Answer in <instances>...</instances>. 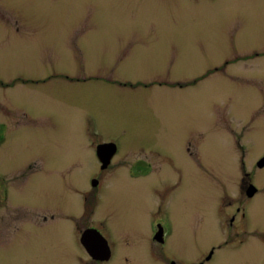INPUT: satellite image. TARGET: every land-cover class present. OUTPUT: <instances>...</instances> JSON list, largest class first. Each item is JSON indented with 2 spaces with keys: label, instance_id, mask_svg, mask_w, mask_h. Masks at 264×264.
I'll list each match as a JSON object with an SVG mask.
<instances>
[{
  "label": "rangeland",
  "instance_id": "1",
  "mask_svg": "<svg viewBox=\"0 0 264 264\" xmlns=\"http://www.w3.org/2000/svg\"><path fill=\"white\" fill-rule=\"evenodd\" d=\"M0 134L4 169L60 153V207L72 203L77 217L98 172L93 142L172 153L173 189L159 183L166 170L108 177L97 215L122 253L117 264H162L148 249L152 194L171 210L167 252L178 261H204L240 232L231 224L247 199L242 147L261 189L252 229L263 236L264 0H0ZM58 233V264H79L74 223ZM245 246L217 249L206 264H264L261 241Z\"/></svg>",
  "mask_w": 264,
  "mask_h": 264
},
{
  "label": "flooded vegetation",
  "instance_id": "2",
  "mask_svg": "<svg viewBox=\"0 0 264 264\" xmlns=\"http://www.w3.org/2000/svg\"><path fill=\"white\" fill-rule=\"evenodd\" d=\"M87 132L90 136L97 135L90 126L87 127ZM5 139L4 134H0V145L5 142ZM97 143H92V158L97 163L98 172L95 173L96 165H94L95 171L88 178L90 190L88 189L89 191L84 195L82 211L78 217L75 212L72 215V203L69 204L71 209L67 212L65 208L60 207V163L58 161L60 153H51L48 157L44 153H38L36 154L38 156L26 157L17 162L11 161L8 169L0 165V264H58L57 250L60 245L58 232L62 222L64 225H70V234H72V223H74L79 244L84 251L79 264H83L86 256L96 264H117L122 253H119L113 241L107 219H101L97 215L102 204V197L99 196L108 186V177H117L118 172H123L129 178H139L149 174L158 175L166 170L169 172L168 176L161 174L159 183H164L173 189L172 172L176 176L181 175H178L180 171L174 164L172 153L143 152L124 155V153H118L117 146V153L106 165L102 156L97 153V149L100 145L113 142ZM241 151L245 155V158L241 159V171L246 180L243 182H246L244 190L247 199L241 204L243 206L236 208L231 224L240 232L229 233L226 245L219 244L211 250L204 261L201 258L190 264L210 262L217 249L233 247L245 251L247 249L245 243L252 237L261 241L264 246V235L261 236L252 229L249 209L252 200L261 193V189L258 188L255 177L247 173L246 170L249 168L245 164L247 153H244L242 148ZM149 159L157 163V166L149 162ZM186 159H189L195 167L197 164L199 171L203 169L202 157L201 160L189 156ZM68 168L71 169V164ZM75 169V163L72 162L71 171ZM258 169L264 170V166H258ZM150 202L153 204L151 211L153 213L147 219V227L152 235L148 249L162 264H186V262L178 261L174 254L167 252L168 239L174 234L172 213L168 204H163L162 200L156 202L153 194ZM82 228H84L83 231H81ZM86 233H91L90 238H87V245L91 249L84 246L82 242ZM158 253L161 255L159 256Z\"/></svg>",
  "mask_w": 264,
  "mask_h": 264
},
{
  "label": "water",
  "instance_id": "3",
  "mask_svg": "<svg viewBox=\"0 0 264 264\" xmlns=\"http://www.w3.org/2000/svg\"><path fill=\"white\" fill-rule=\"evenodd\" d=\"M116 152H117V147L115 144H103V145H100L97 149V153H99V155L102 156V159L106 165H108L110 163L112 157L115 155ZM258 166L259 167L264 166V159H262L258 163ZM251 195H252V192H251L250 196ZM90 235H91V233H86L82 239L84 246H86L89 249H91V248H90V246L87 245V238H90L89 237Z\"/></svg>",
  "mask_w": 264,
  "mask_h": 264
}]
</instances>
